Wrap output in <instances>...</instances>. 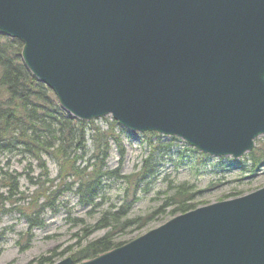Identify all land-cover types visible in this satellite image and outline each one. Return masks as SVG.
<instances>
[{
  "label": "water",
  "instance_id": "95a60500",
  "mask_svg": "<svg viewBox=\"0 0 264 264\" xmlns=\"http://www.w3.org/2000/svg\"><path fill=\"white\" fill-rule=\"evenodd\" d=\"M0 33L76 119L234 158L264 135V0H0ZM52 264H264V185Z\"/></svg>",
  "mask_w": 264,
  "mask_h": 264
},
{
  "label": "trees",
  "instance_id": "16d2710c",
  "mask_svg": "<svg viewBox=\"0 0 264 264\" xmlns=\"http://www.w3.org/2000/svg\"><path fill=\"white\" fill-rule=\"evenodd\" d=\"M21 48L18 39L0 34V213L17 210L32 228L43 224L41 214L52 208L63 193L73 192L78 203L91 212L103 204L108 181L121 182L119 203L102 209L95 223L83 228L84 235L70 253V258L76 263L124 243L117 240V233L132 227L140 232L166 209H169V215L174 216L192 207L187 202L194 193L190 186L180 183L169 185L172 193L166 194L157 208L144 215L130 216L137 194L149 191L151 182L159 174V160L153 157L155 151H168L175 137L161 142L160 135L143 133L147 144L152 146L150 152L136 170L122 173L124 147L119 133H114L115 121L114 126L110 123L112 126L100 130L91 121L69 115L60 107L54 93L23 64ZM152 137H156L154 144L151 143ZM88 138L91 140L90 148L87 147ZM111 142L119 153L118 164L113 168L106 163ZM248 155L252 168L264 166V145L253 147ZM13 158L25 163V180L31 185L28 192L20 191L19 172L11 165ZM47 160L56 166L52 178L46 166ZM32 163L39 169L36 174L31 169ZM24 198H28L26 206L15 205ZM4 203L14 206L5 208ZM99 229H104L101 235L88 237ZM51 258L52 255L39 258L37 264L51 263Z\"/></svg>",
  "mask_w": 264,
  "mask_h": 264
},
{
  "label": "rangeland",
  "instance_id": "374dc122",
  "mask_svg": "<svg viewBox=\"0 0 264 264\" xmlns=\"http://www.w3.org/2000/svg\"><path fill=\"white\" fill-rule=\"evenodd\" d=\"M89 121L100 130H106L112 124L114 126V120L110 115ZM110 123L112 124L109 125ZM117 125L114 128V133H119L124 147L121 172L127 174L140 166L152 146L147 144L143 133L127 130L120 125L117 127ZM120 127L124 130H121ZM133 136L137 138L134 139ZM160 136L161 142H168L171 139L170 136ZM155 141L156 137H152L151 143L154 144ZM172 142L168 151H155L153 157L159 160V174L151 182L149 191L137 194V200L130 208V216L144 215L157 208L163 203V199L172 193V190L170 191L168 188L169 185L181 183L191 187L194 194L187 202L192 206L190 209L237 197L264 185V166L252 168L248 153L243 154L240 158L216 157L208 154L202 156L197 149L188 145L181 138H175ZM261 144L264 145V135L255 140L254 147H259ZM90 146L91 140L88 138L87 147L90 148ZM118 159V150L111 142L109 156L106 160L108 167H115L118 164ZM11 165L19 172L20 191L28 192L27 189H31V185L25 180L27 171L25 163H20L17 158H13ZM34 166L32 163L31 169H34L36 174L39 169ZM46 166L52 178L56 173V166L51 160H47ZM122 187L123 184L119 181H108L103 204L91 212L87 207L78 203L73 192H65L54 202L52 208L43 211L40 216L43 224L32 228L29 227L26 218L17 210L1 212L0 264H37L39 258L50 255H52L53 262L70 258L75 244L84 235L83 228L95 223L102 209L119 203ZM27 200L28 198L18 200L15 205L24 207L27 205ZM13 206L4 203L5 208ZM168 211L169 209H166L165 213L157 215L156 220L140 232L135 231L132 227L117 233V240L126 242L164 223L173 216L169 215ZM103 230H96L88 237L99 236L104 232ZM52 252L54 254H51Z\"/></svg>",
  "mask_w": 264,
  "mask_h": 264
}]
</instances>
